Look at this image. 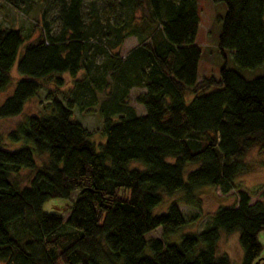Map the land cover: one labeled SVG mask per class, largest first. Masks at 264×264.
I'll list each match as a JSON object with an SVG mask.
<instances>
[{
	"label": "trees",
	"instance_id": "obj_1",
	"mask_svg": "<svg viewBox=\"0 0 264 264\" xmlns=\"http://www.w3.org/2000/svg\"><path fill=\"white\" fill-rule=\"evenodd\" d=\"M213 1L226 5L220 53L229 50L238 68L262 64L264 0ZM58 5L56 33L44 22L41 35L25 41L22 28L0 26V91L14 63L17 70L0 118L22 113L47 88V110L25 114L0 134V261L234 264L217 242L222 232L237 231L240 264H264L263 200L238 190L235 202L219 204L200 230L182 229L197 212L185 215L178 205H198L203 186L228 190L250 149L264 150V73L247 78L223 64L218 78L198 77L197 0ZM128 36L137 44L121 54ZM132 89L141 113L131 105ZM74 108H98L102 142L96 145L94 130L71 118ZM22 168L32 172L26 184L14 178ZM175 193L165 210H156ZM51 197L68 201L66 217L43 209ZM157 227L161 233L147 238Z\"/></svg>",
	"mask_w": 264,
	"mask_h": 264
},
{
	"label": "rangeland",
	"instance_id": "obj_2",
	"mask_svg": "<svg viewBox=\"0 0 264 264\" xmlns=\"http://www.w3.org/2000/svg\"><path fill=\"white\" fill-rule=\"evenodd\" d=\"M0 0V26H17L22 28L26 38L25 41L34 40L37 36L41 35V25L44 22L48 23V28L51 33H56L60 28L59 19V0ZM197 6L199 9V24L195 35V42L201 49V56L198 63V77L202 75H213L219 77V68L225 64L227 67H231L240 71V73L251 78L264 73V62L253 68H238L233 60L232 54L229 50H224L220 53L217 47V39L222 26V19L226 5L224 1H213V0H197ZM87 2L85 1L83 6L84 13L87 9ZM95 36L89 37L90 41H95ZM137 44V39L134 36H128L119 48H117L121 54H125L131 47ZM95 50V46L91 45L89 51ZM116 50V49H115ZM95 59L101 60V54L96 52ZM13 78L9 85L4 90L0 91V103L9 95L16 83L17 70L15 63L12 65L10 70ZM66 84L63 86L64 89H69L71 85V78L64 76ZM52 87V85H49ZM46 87L41 88L38 95H35L28 99L24 105L22 113L0 118V134L5 133L11 129L19 120L28 113H40L47 110L45 107V92ZM138 89H132L130 93L131 105L135 107L136 112H143L141 104L133 100V96ZM99 99L106 98V95L99 93ZM71 118L75 121L80 122L89 129H93L94 133L92 139L97 145L104 139L103 134L96 130V127L102 124V115L98 108L81 111L77 108L72 109ZM4 141L5 138H4ZM39 159L38 161H40ZM245 167L244 170L239 172L232 180V187L224 191L220 185L215 186H203L198 190V205H188L185 203H179V208L185 215H191L197 212V215L192 220L187 222V225L182 227L183 230H200L206 222L209 220L211 213L219 204H230L234 203L237 198V191L244 190L250 194V199H260L264 201V150L254 146L245 156ZM32 172L29 169L22 168L15 175V179L20 184H26L30 178ZM177 193L171 196H163V201L156 207L157 211L165 210L167 204L171 199L177 197ZM72 198L77 196V190L72 191ZM66 199L51 197L43 203L44 210L56 209L63 214L64 217L67 215ZM160 209V210H159ZM161 233V228L157 227L148 233L147 238L157 236ZM178 233V232H177ZM172 233L169 238L177 240L179 234ZM260 240L263 239V234H259ZM218 253L226 252L232 259L234 264H240L241 248L238 242V233L233 231L231 233L220 234L217 242ZM146 252L150 253L149 249L146 248ZM0 264H4L0 261Z\"/></svg>",
	"mask_w": 264,
	"mask_h": 264
},
{
	"label": "water",
	"instance_id": "obj_3",
	"mask_svg": "<svg viewBox=\"0 0 264 264\" xmlns=\"http://www.w3.org/2000/svg\"><path fill=\"white\" fill-rule=\"evenodd\" d=\"M254 264H258V261H255V263Z\"/></svg>",
	"mask_w": 264,
	"mask_h": 264
}]
</instances>
